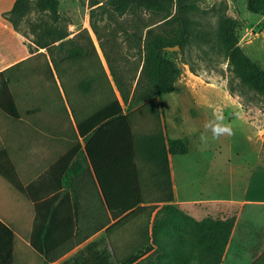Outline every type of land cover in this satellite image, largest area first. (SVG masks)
<instances>
[{"label":"crops","instance_id":"crops-1","mask_svg":"<svg viewBox=\"0 0 264 264\" xmlns=\"http://www.w3.org/2000/svg\"><path fill=\"white\" fill-rule=\"evenodd\" d=\"M15 1L0 0V72L33 55L25 37L4 17ZM176 88L158 99V113L156 104L151 102L131 110L124 104L125 113L132 117L136 138L135 170H125L123 159L116 158L108 162V171L102 173L104 182L112 194L140 195L142 202L134 209L144 207L142 217H148L150 208H155L151 234L157 212L163 207L170 208L163 222L166 241L174 238L167 231L173 222L190 224L191 231H185L188 236L202 220H229L232 227L220 264H264V155L252 160V156L244 154L242 142L253 141L252 124L245 109L231 92L210 86V82H196L187 92ZM169 95H173V100L188 101L184 106L186 115H175V111L184 108L182 102H170ZM26 96L27 91L21 88L19 98ZM149 106L158 115L160 126L156 132L144 130L140 119L141 112ZM165 106L174 112L169 127L163 115ZM209 109L215 114L210 115ZM38 114L37 109L34 124L28 123L24 114L9 122L5 117L10 116L0 110V168L6 170L12 163L16 169L12 176L0 172V264H63L105 235L108 227V205L100 180L82 152L83 138H79V154L69 165L72 169L49 170L76 147V125L65 128L58 122H44ZM221 139L227 140L232 150L223 167ZM171 140H178L174 150ZM233 152L239 156L237 164ZM181 155L187 159L178 158V172L175 157ZM28 164L38 168L29 176L24 170ZM54 210L55 216L47 220L52 221L53 227L52 259L48 260L33 246L32 233L37 211L45 214ZM101 226L104 227L100 229ZM12 229L14 260L10 261ZM181 233L184 235L182 230ZM156 248L154 244L153 251Z\"/></svg>","mask_w":264,"mask_h":264},{"label":"rangeland","instance_id":"rangeland-1","mask_svg":"<svg viewBox=\"0 0 264 264\" xmlns=\"http://www.w3.org/2000/svg\"><path fill=\"white\" fill-rule=\"evenodd\" d=\"M131 1V4L136 3L134 0ZM119 2V0H60V8L56 18L51 11L39 8L35 0H25L21 13L16 15L15 19H17L22 33L25 34L22 35L29 45L31 43L34 46L32 43L35 39L33 31H42L41 26L52 25L59 28L69 34L67 38L75 36L84 28L88 29L93 43L85 34L78 37L77 41L64 43V51L82 49L84 51L82 62H87L89 69L92 66L93 73L100 81L99 85L94 86L97 87L96 89H92L85 96L83 94L78 95L79 100H77V97L71 91L68 80L63 78V84L60 82L59 85L66 102V110L54 89V79L50 73H41L39 69L36 75H31L30 70L29 72L27 69L22 70L24 82L27 75V82L24 83L27 96L22 100L18 98V103L28 123H35L38 109L40 114L37 116L42 118L44 122H58L64 125L65 128L67 126L70 128L69 124H74L72 105L78 103L80 108L89 110L98 104L102 99V95H107V87L100 79V65L97 66L100 61L118 95H120V92L111 71L112 65L125 88L128 89L132 83V88L136 86L142 75L145 55L143 43L140 45L138 36L134 33L140 28L136 26L138 25L139 16L123 10ZM246 2L247 0H192L184 7L182 12L178 10L176 5H173L171 8L161 6L149 9L145 7L139 15H142L145 20L156 22L162 18V15L169 13L166 19H169L170 22L156 27L157 36L160 39L167 36L185 41L182 48L175 44L166 46L164 49L169 60L179 71L175 80L176 90L187 92L194 88L196 82L204 84L210 82V86H217L221 91L228 90L242 103L252 124L253 141L242 142L241 146L245 147L244 154L252 156V160H254L256 157L264 155V94L248 84L242 83L236 69L245 70L250 63L264 68V15L248 11ZM98 5L102 7L98 8L96 22L100 26L104 49L100 45V39L95 34L91 23V10ZM166 19L159 20L152 26H156ZM145 33L146 29L143 30V35ZM79 42H81V45L78 44ZM41 51H46V49L41 48ZM40 61L28 63L27 68L30 67L29 69H31L33 66L32 69L36 70V66L37 64L40 65ZM17 72H20V70ZM101 72L103 74L102 68ZM147 79V75L142 76L143 84ZM231 88H233L232 91ZM172 96L169 95L172 99L170 102H182L183 108L185 105L187 106L188 101L186 99L182 101L173 100ZM101 104L99 103L94 109ZM74 113L76 117L80 114L78 110H75ZM173 113L165 106L163 115L167 127L174 121V119L172 120ZM186 113L187 107L181 112L175 111V115L183 116ZM189 113H192L191 109H189ZM212 113L215 114L209 109V114ZM140 117L142 125L145 127L144 130H154L155 132L158 130L160 126L159 119L153 106H149L142 111ZM5 118L9 122L15 121L14 118L13 120L10 117ZM190 125H193V123L191 122ZM178 130H180V127ZM180 131L177 134H181ZM169 136L173 137L172 131ZM220 146V161L221 167H223L232 150L225 139L220 140ZM233 153H235L234 161L237 164L239 156L236 152ZM175 158L177 171L179 172L178 158L187 159V157L181 155ZM35 169L38 170L37 167H31L29 164L28 167L24 166L28 176L34 173ZM191 229L190 224L185 223L181 226L179 222L173 223V228L168 233L169 236L172 235L176 239L175 244L168 243V245H165L163 242L159 243L152 255L143 257L141 261L135 264H217L216 258L210 250L204 251L203 254V252L201 253L193 248V244L188 239L189 235L187 236L185 233L186 230V232H189ZM180 230L184 235L180 233ZM159 233L162 235L161 231ZM169 236L168 238L171 239ZM207 238L205 237V239ZM199 254H203V258L199 257Z\"/></svg>","mask_w":264,"mask_h":264},{"label":"trees","instance_id":"trees-1","mask_svg":"<svg viewBox=\"0 0 264 264\" xmlns=\"http://www.w3.org/2000/svg\"><path fill=\"white\" fill-rule=\"evenodd\" d=\"M36 5L42 10L51 11L57 18L60 8V0H35ZM121 7L125 11L135 13L138 17V30L134 31L138 36L139 43H143L145 50L144 64L142 68V75L140 76L136 86L132 88L133 83L127 89L123 85L121 78L118 76L114 66L112 65V74L117 83V88L120 95L116 92L108 73L104 70L101 63L97 65L100 69V79L107 87V95H102L99 103H102L98 108L82 109L78 103L72 105L73 120L77 129V144L76 147L62 157L51 166L50 171L60 170L62 172L69 169V165L73 158L77 156L82 148L79 138L85 141L84 150H82L88 164H92V168L96 172L108 205V227L105 230V235L90 242L84 249L78 251L73 257L63 264H135L143 257H149L156 251L154 244L164 243L168 245L175 244L176 239L166 241L163 233L164 219L170 213V208H161L156 215L153 225V233L151 234V215L155 208H150L148 217H142V210L144 207L134 209L141 203V196L135 193L112 194L109 192L106 182L102 177L104 171H108V166L111 160L116 158L123 159V167L125 170L134 171L135 165L133 162L135 156L136 138L133 128V121L130 113H125L124 104L128 109H133L143 103L156 104L159 98L167 95L175 90V80L178 76V69L169 60L166 51V46H173L178 44L181 48L184 45V40L178 38L173 39L164 36L160 39L156 33V27L163 26L170 22L166 19L169 13L162 15L159 20L166 19L164 22L152 26L158 21L145 20L140 14L145 7L155 9L157 7L166 6L172 7L176 5L178 10L182 12L184 7L192 0H134L136 3L131 4V0H119ZM25 0H16L13 8L4 13L14 26V28L22 33L16 15H19L24 7ZM98 5L91 10V23L93 30L100 39V45L105 48L101 41L100 26L96 22L98 16ZM247 10L264 15V0H247ZM42 31L34 30L35 39L32 41L34 46L30 43V50L33 53L26 60H23L9 69L0 72V110L14 119H19L23 114L18 103L19 92L24 88V77L22 70L31 71V75H36L37 70L41 73L48 72L54 79V89L59 95V99L64 109L67 110L64 96L61 93L60 85L63 84V78H66L71 87L74 96L86 95L94 86L99 85V80L93 73L92 66L89 69L87 62H82L84 51L78 49L76 51H64V43L67 41H77L78 37L87 34L91 42L93 40L88 29L84 28L75 36L67 38L69 34L61 31L52 25L41 26ZM146 33L143 35V30ZM81 45V42L78 43ZM41 48L46 51H41ZM83 56V57H82ZM40 61L37 64L36 70L27 68L28 63L32 61ZM101 63V64H100ZM92 65V64H91ZM102 65V66H101ZM20 72H17L19 71ZM27 72V73H28ZM237 75L240 77L242 83L248 84L253 89L264 94V68L251 64L245 70L236 69ZM147 75L148 79L143 84L142 76ZM29 77V76H28ZM19 90V92H17ZM233 88H231V91ZM71 93V94H72ZM69 99V98H68ZM77 100L79 98L77 97ZM94 109V110H93ZM75 110L79 111V116H75ZM83 110V111H82ZM68 113V111H67ZM71 115V114H70ZM69 126H73L70 125ZM178 140H171L170 146L174 150ZM104 160H106L104 162ZM91 170V165H88ZM0 172L11 176L16 172L15 166L11 163L6 170L0 168ZM11 180L16 184L15 179ZM23 191L26 188L23 185L19 186ZM38 205V204H37ZM49 213V214H47ZM45 214L37 211V217L32 233V244L40 253L45 254L48 260L52 259V243L50 233L53 229L51 220L55 216L56 211H49ZM168 213L167 215H165ZM169 217V216H168ZM114 220V222H111ZM48 219H51L47 222ZM170 219V218H168ZM176 223V222H173ZM193 226V225H192ZM104 226H101L102 229ZM232 223L228 220H213L211 218L198 222L197 226H193L192 234L189 235V242L193 244V248L199 252L210 250L216 258L217 264L221 263L223 253L228 243L229 233L231 231ZM173 228V227H172ZM172 228L167 231L171 232ZM161 234L160 235V232ZM181 231V230H180ZM181 233V232H180ZM12 238L11 247L8 250V260H14V243L15 232L10 230ZM205 237H208L205 239ZM154 238V240H152ZM258 253V250L255 252ZM199 254L203 258L204 255Z\"/></svg>","mask_w":264,"mask_h":264}]
</instances>
